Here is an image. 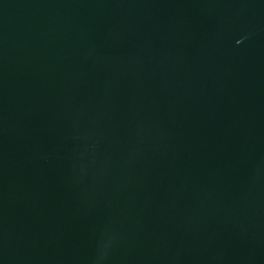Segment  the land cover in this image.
Returning <instances> with one entry per match:
<instances>
[{
  "label": "water",
  "instance_id": "water-1",
  "mask_svg": "<svg viewBox=\"0 0 264 264\" xmlns=\"http://www.w3.org/2000/svg\"><path fill=\"white\" fill-rule=\"evenodd\" d=\"M0 264H264V0H0Z\"/></svg>",
  "mask_w": 264,
  "mask_h": 264
}]
</instances>
